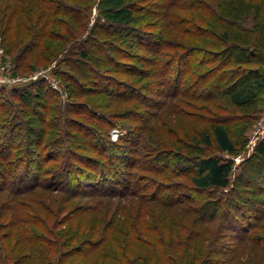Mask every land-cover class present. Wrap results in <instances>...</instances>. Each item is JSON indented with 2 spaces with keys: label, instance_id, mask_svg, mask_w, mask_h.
Returning <instances> with one entry per match:
<instances>
[{
  "label": "trees",
  "instance_id": "trees-1",
  "mask_svg": "<svg viewBox=\"0 0 264 264\" xmlns=\"http://www.w3.org/2000/svg\"><path fill=\"white\" fill-rule=\"evenodd\" d=\"M67 1L0 0V40L14 55L18 68L29 70L32 65L50 61L48 54L53 52L51 41L55 39L51 25L65 32L59 39L84 36L82 19L86 13ZM124 1L132 13L131 23L137 24L115 22L103 24L97 31L91 29L83 42H71L76 46L72 58L62 59L69 67L62 75L78 102L57 105L51 88L42 80L0 97V130L4 131L0 134V219L6 220L5 226L0 225V264H243L237 254L216 258L228 253V248L225 244L221 248L213 246L226 237L221 227L231 228L221 223L223 219L235 220L231 229L237 241L245 240L255 225L247 214L257 200L244 198L236 185L230 187L233 158L211 155L193 160L195 171L188 188L191 193L174 196V192L154 190L144 194L129 189L131 175L127 170L121 171V178L106 175L107 163L114 161L106 153L112 150L109 145L116 144L108 135L115 125L110 117L138 123L126 128L137 131L136 138L129 139L136 144L141 131L148 127L146 123L156 117L153 110L164 105L154 96L173 98L180 92L189 95L193 91V97L218 98L257 78L259 69L246 64L264 63V0ZM121 28L126 29L124 33L119 32ZM191 37L198 42L212 38V42L223 43V49L205 52L201 45L183 43ZM125 38L138 42H114ZM135 48L144 53L134 52ZM215 61L202 72L192 71ZM3 90L0 88V94ZM85 95L88 104L96 102L92 111L81 99ZM258 100L256 96L236 104L243 107L247 101H256L257 108ZM90 121L97 123L96 129L86 125ZM18 125L27 131L25 142H14L20 137ZM189 137L194 146L215 142L222 151L236 150L220 118L192 129ZM58 144L64 145L63 152L53 149ZM13 149L25 150V154H14ZM254 155L258 161L264 159V138L255 144ZM148 169L154 170L153 166ZM243 174L254 177L255 170ZM250 183L247 181V187ZM211 189L226 193L205 200L202 193ZM55 192L66 195L64 219L60 221H71L67 230L57 233L46 226L57 215L50 198ZM249 193L257 198L264 195V187L258 185ZM129 195L141 202L132 208L128 205V211L126 207L121 210L122 220L111 214L109 202L105 207L99 200ZM81 196L90 197L94 204L72 202ZM223 200L228 202L226 207ZM240 202L249 205L246 211L239 208ZM257 203L264 206V199ZM216 219L221 230L212 231L208 224ZM5 228L9 230L1 232ZM80 236V242L65 248ZM252 264H264V257L256 254Z\"/></svg>",
  "mask_w": 264,
  "mask_h": 264
},
{
  "label": "rangeland",
  "instance_id": "rangeland-1",
  "mask_svg": "<svg viewBox=\"0 0 264 264\" xmlns=\"http://www.w3.org/2000/svg\"><path fill=\"white\" fill-rule=\"evenodd\" d=\"M53 1L56 2V0ZM67 3H69V5L73 8L75 7L76 10L79 8L86 13V17L82 19L86 25L85 31L83 30L85 33L84 36L77 38L76 40L59 39V36L65 35V32H63L60 27L51 25L49 29L54 32L53 34H55V39L53 41L50 40L53 52L48 54L50 60L49 62H43L39 66L32 65L29 70L18 68L13 58L14 55L7 52L4 43L0 40V88H4L0 97L9 93L14 88L20 89L28 86L33 81L42 80L45 81V83L51 88L52 97H55V101L58 103L57 105L78 102V99L71 96L67 88L66 76L62 75L63 72L69 71L66 61H62V59L68 57L72 58L71 52H73L76 47L74 44H71V42H83L85 40L84 37L88 35V31L91 29L93 31H97L99 26L103 24L113 25L115 22L132 24L130 21L132 13L126 7L124 0H68ZM175 11H177V13H181L177 9H175ZM134 24L137 23H133L132 25ZM125 30V28H121L119 32L124 33ZM149 30L154 31L155 28L152 29V27H150ZM130 40L138 42L134 38H125L123 40H115L114 42H119L118 44L122 45L121 42H130ZM188 40L189 42L183 43L189 44L190 46L201 45L203 49H205V52H213L223 49V43L212 42V38L206 39L207 42H198L196 41L197 39L192 37ZM138 50L139 49L135 48L134 52H139V54L144 53ZM204 56L205 58L210 57L209 55H200L199 58ZM215 64L216 61L205 65L202 68H194L192 71L195 73L202 72L204 69L214 66ZM246 65L258 68L260 72L257 75L258 77L248 82L241 83L237 88H231L232 90H229L227 92L228 94L218 98L211 99L206 98L205 96L193 97V91L188 92L189 95H182L180 92L173 98L165 97L164 95L158 97L152 94L151 96H154L159 102H163L164 105L153 110L157 113L156 117L152 118L148 124L146 123L148 127L144 131H141L142 135L139 137V143L135 144L134 142L132 144V141H129V139L133 138L134 140L136 138L135 134L137 131L126 129L138 123H130L128 119H122L119 117H110V121H114L115 125L108 135L110 140L116 142V144L109 145L112 150L106 153L109 159L112 158L114 160L113 164L107 163L108 173H106V175L110 174L109 176H111V178L115 176H117V178H121V171L127 170L131 175V177H129V181L131 182L129 189L140 190L144 194H149L154 190L160 191V193L174 192V196H179L181 195L180 193H191L188 188H190V175L195 171L193 160L203 156H220L223 159L233 158L235 161L230 187L232 185H236L237 190L243 195V197L245 196L244 198H247V200L248 198H252L253 200L256 199L258 202L260 198L264 199V195L259 194V196L255 198L252 193H249L251 190L257 189L258 185L262 184L264 187V159L258 161L254 155L255 144L258 140L264 138V63L250 62ZM172 75L174 76L175 73H172ZM35 76L37 77L33 79ZM187 78H190V76H187ZM172 89L169 90L173 91ZM256 96L260 99L258 100L259 102L256 103L258 105L257 108L255 107L256 101L254 103L247 101L243 107H239L236 104L244 102L248 99L256 98ZM81 99L84 102L88 99V96L85 95V97ZM4 100L7 102L6 98ZM84 104L86 105V108L91 111L93 110L92 108H96V102H89L88 104L85 101ZM113 105L115 106L116 102H114ZM141 111H143V109ZM150 111L152 112V110ZM86 112V110L83 111V113ZM143 113L144 112L141 114L143 115ZM97 115H99V113ZM73 116L74 115L72 114L71 118ZM1 118L2 117L0 116V119ZM84 118L85 117L83 116V119ZM214 118H220L221 122L229 130L233 140L235 141L236 150L233 153L222 151L215 142H213L210 146L192 145L189 137L192 129L205 125L209 122V120ZM62 124L63 122L61 123L60 129H62ZM88 124L96 129L97 123L95 121H90L86 125ZM16 129V132L20 137H15L14 142L19 143L21 140L25 142L27 135L26 129L19 125ZM2 132L4 131L0 130V134H4ZM98 132H101V130H98ZM63 146L64 145L58 144L53 145L52 147L53 149L58 148L61 150L60 152H63ZM13 151L14 154H18L20 152L15 149H13ZM20 154L23 156L25 154V150H22ZM100 158H102L101 160H104L103 157ZM133 163H136V166L134 165L135 167H131V164ZM150 166H153L154 170L148 169ZM32 167L34 170L36 168L35 164L32 165ZM117 168H119V171ZM253 169L255 170L254 177H246L243 174V171H253ZM259 172L262 174L260 175ZM249 180L251 185L249 184L250 187H247L246 184ZM102 182L107 181L103 180ZM119 184H117V188L120 187ZM224 191L226 190L211 189L202 193V197H204L205 200L217 199V197L222 193H226ZM33 195L34 194H32V196ZM209 195L215 197H211ZM36 196L37 195L34 197ZM21 198L24 197L21 196ZM50 198L54 201L53 207L56 209L57 215H54L51 221L46 223V226L56 233L67 230L71 225V221L68 223L64 222L65 220L63 221L64 223L60 221L62 218L64 219L63 205L66 204L65 193L55 192L50 194ZM40 199L38 200L48 202L46 199ZM92 200L93 199L90 197L81 196L73 199L72 202H81L87 205H93L94 202H92ZM99 200L104 201L105 207L109 202L108 208L111 209V214L113 213V216L117 220L123 219L121 210L123 211L125 207L127 210L128 205L132 208L134 204L136 205L141 202L138 197L130 195L125 197L117 196L113 198L104 197L99 198ZM223 201L225 202L223 206L226 207L228 202L225 200ZM257 202L251 206V210L249 209L250 211L248 210L250 213L247 215H251V222H254L255 225L248 232V237L245 240L237 241L233 237L234 233L231 228L234 227V219L233 221H225L224 219L221 221L224 226L225 224H228L227 227L231 228L223 229L221 224V232H223L226 237L220 239V241L217 242L218 244L215 243L213 246L221 248V246L225 244L228 248V253L217 255L216 258H230V256L237 254L239 255L240 262H243V264H252L256 254L264 257V206H262V202L259 203L260 205ZM154 204L155 203H152V205ZM241 204H243V207ZM239 205V208L242 211H246L249 206L242 202H240ZM164 207L165 206H163L162 209H165ZM231 210L234 209L232 208ZM83 221L86 222V220ZM5 223L6 220L0 219V225L4 224L3 226H5ZM39 224H41V222H39ZM218 224L220 223L216 219V221L210 222L208 226L212 229V231H214L215 229H219ZM28 226L37 229L36 231H39L40 234H45V231L38 229L35 225L28 224ZM73 226L74 229H77L78 227L76 224ZM8 230V228H5L2 229L1 232H6ZM47 237L49 239L52 238L51 236ZM231 237L232 240H230ZM82 238L83 237L80 236L74 241H69L68 246L65 248L69 249V247L73 244L80 242ZM233 250L236 251L233 252Z\"/></svg>",
  "mask_w": 264,
  "mask_h": 264
},
{
  "label": "built area",
  "instance_id": "built-area-1",
  "mask_svg": "<svg viewBox=\"0 0 264 264\" xmlns=\"http://www.w3.org/2000/svg\"><path fill=\"white\" fill-rule=\"evenodd\" d=\"M37 76L33 77V79H35ZM1 82V81H0Z\"/></svg>",
  "mask_w": 264,
  "mask_h": 264
}]
</instances>
